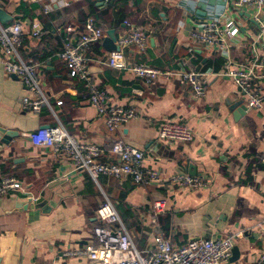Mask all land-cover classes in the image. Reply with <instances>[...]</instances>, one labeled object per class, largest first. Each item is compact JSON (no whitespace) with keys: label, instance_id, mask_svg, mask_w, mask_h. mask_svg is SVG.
<instances>
[{"label":"crops","instance_id":"obj_1","mask_svg":"<svg viewBox=\"0 0 264 264\" xmlns=\"http://www.w3.org/2000/svg\"><path fill=\"white\" fill-rule=\"evenodd\" d=\"M230 3L0 0V9L13 17L5 25L20 21L27 31L21 55L41 65L45 91L56 114L47 107L40 114L24 111L26 87L0 65V128L17 133L0 142V181L12 177L24 187L0 198V264H93L85 257L66 254L94 242L96 213L107 199L143 253L155 250L157 235L180 247L196 238L220 239L242 233L235 243L239 257L223 264H256L264 252V106L248 109L246 98L230 79L213 75L206 77L203 98H196L179 77L146 86L130 71L112 70L97 62L109 53L101 41L88 54L93 60V80L108 92L111 103L134 107L139 113L118 133H111L92 106L88 89L70 76L58 57L63 30L69 25L82 30L87 18L94 17L106 35L114 30L118 40L126 31L125 22L147 33L146 52L126 51L130 64L163 71L221 73L227 67L224 54L195 41L193 33L202 31L208 21H235L242 36L233 42L230 56L237 65L247 64L259 24L254 10L232 11ZM47 6L50 11L45 13ZM34 22L43 29L39 38L29 33ZM261 52L264 55V38ZM259 74L257 81L264 92V71ZM173 121L187 124L194 140H161V126ZM60 126L79 141L101 147L104 163L120 164L112 146L122 139L144 152L146 169L157 171L164 179L190 175L200 178L204 186L184 190L169 180L163 185L110 176L94 180L86 171H75L68 159L34 143L39 130ZM39 199L43 200L36 206ZM154 199L167 202L155 224L150 209Z\"/></svg>","mask_w":264,"mask_h":264},{"label":"built area","instance_id":"obj_2","mask_svg":"<svg viewBox=\"0 0 264 264\" xmlns=\"http://www.w3.org/2000/svg\"><path fill=\"white\" fill-rule=\"evenodd\" d=\"M230 4L232 11L254 10L255 21L259 24V33L251 39V58L245 65H237L230 56L233 42L242 36L241 27L231 19L223 23L208 21L202 26V31L193 33L195 41L207 47H217L224 54L227 67L221 73H199L194 70L163 71L146 65L130 64L125 55L126 51L135 48L139 52H146L149 42L147 33L129 22H125L126 31L116 43L120 50L107 53L96 61L112 70L132 72L146 86L153 85L159 79L173 81L179 77L189 85L196 98L206 95L208 75L230 79L246 98L248 109H262L264 92L257 80L261 76L259 71H264V55L261 52L264 38L261 13L264 0H231ZM44 11L48 13L50 7H45ZM29 33L32 37H41V24L32 23ZM26 34L27 31L20 21L7 26L0 23V49L3 54L0 57V65L6 74L17 77L26 87V96L22 101L24 111L40 114L47 107L55 114L50 97L45 91L41 65L33 60L26 61L21 55ZM63 34L59 59L66 64L70 76L81 81L88 89L90 102L105 119L108 131L118 133L136 119L139 113L134 107L126 108L111 103L108 92L100 87L90 74V64L93 60L88 56L89 51L94 44L104 40L106 33L98 26L94 17H88L82 30L69 25L63 30ZM58 104L62 102L59 101ZM159 138L165 142L190 143L194 140V132L187 124L173 121L161 126ZM33 140L36 145L50 148L68 159L75 171H86L94 180L100 176H110L117 179L130 178L136 184L155 182L161 185L169 180L171 184L184 190H198L204 186L200 178L190 175L176 174L170 179H164L157 171L146 169L144 152L122 139L114 141L112 146V152L120 159V164L104 163L101 147L79 141L62 126L43 128L33 136ZM23 189V185L16 179L5 178L0 181V198L12 191ZM166 207V199H154L151 202V223H157L158 217L165 212ZM96 214L98 226L93 230L94 242L87 243L81 250L67 253V256L85 257L93 264H223L231 260L236 240L242 237V233H236L220 239L196 238L177 247L169 238L157 235L154 238L155 250L152 253H143L136 247L118 212L108 199ZM256 264H264V252L259 254Z\"/></svg>","mask_w":264,"mask_h":264},{"label":"water","instance_id":"obj_3","mask_svg":"<svg viewBox=\"0 0 264 264\" xmlns=\"http://www.w3.org/2000/svg\"><path fill=\"white\" fill-rule=\"evenodd\" d=\"M13 17L11 15H8L3 9H0V23L5 25L9 21H12ZM117 36L114 30H110L107 32L106 37L103 40V47L107 52H113V51H119L120 48L117 46ZM17 78V77H16ZM243 109L246 111L247 108L243 107ZM17 133L12 131H5L4 129L0 128V142L5 143L6 139H10L11 137H16ZM43 199H39L35 201L34 204L36 206L42 202ZM239 257V251L235 247L233 250V256L232 258H238Z\"/></svg>","mask_w":264,"mask_h":264}]
</instances>
